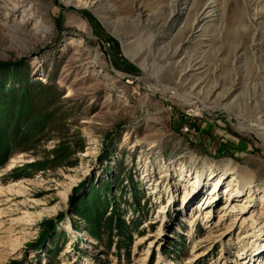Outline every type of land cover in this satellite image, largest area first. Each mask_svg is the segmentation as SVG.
<instances>
[{"label":"rangeland","instance_id":"rangeland-1","mask_svg":"<svg viewBox=\"0 0 264 264\" xmlns=\"http://www.w3.org/2000/svg\"><path fill=\"white\" fill-rule=\"evenodd\" d=\"M0 264H264V0H0Z\"/></svg>","mask_w":264,"mask_h":264},{"label":"bare ground","instance_id":"bare-ground-1","mask_svg":"<svg viewBox=\"0 0 264 264\" xmlns=\"http://www.w3.org/2000/svg\"><path fill=\"white\" fill-rule=\"evenodd\" d=\"M214 2V1H213ZM211 2V3H208L207 5H205L203 7V9L201 10V12L198 13L197 18L195 19V23L197 24V26L205 19L207 18L208 16H210V14L212 15V13L214 12V3ZM28 22H26L25 19H22L20 21H17L15 22L14 21V25L11 26H5L7 30H9V32L11 34H13L14 38H13V42L17 44L18 47L21 48V50H27L29 48V45L28 42H26L24 40V38L19 34V30H20V27H22L23 25L27 24ZM5 24V23H4ZM52 24H49V25H46V26H37L35 30H33V34L36 36V37H43L47 32L50 31V28H51ZM12 37V36H11ZM230 89H228V91L226 92V95L228 96V93L230 92L229 91ZM229 163V162H228ZM226 163L224 165L223 168H221V174H220V179H225L229 176V174L232 173V170L233 169H229L227 166ZM242 175V176H241ZM240 175V178L238 180H236L235 178L234 179H230V182L227 184V189L224 191V192H227V195L229 198L232 197L231 199V203L233 201H241L240 198H243V196H245L244 194H247L246 197L244 198V202L241 203L240 205L237 204V206H233V208L237 207L239 209V212H243L244 209L246 207H249L251 206L248 202L251 201V195L252 193L250 192L251 190V182H250V179H249V176H248V173H241ZM204 173L202 172V174L199 176V178H197L193 183L192 185L194 186L195 190H193V193H194V197H196L197 193L195 194V191L196 189H201L203 188V184H204ZM201 182H202V186H201ZM218 183H216L214 185V190L210 192V194H215V188L217 186ZM174 186H175V183H174ZM203 195V194H202ZM197 198V197H196ZM207 199L208 196H201L200 195V200L202 199ZM210 198V199H209ZM208 200H204V202H202V205H204V208L208 207L206 206V204H212L216 201L217 197H209ZM212 198V199H211ZM253 199V198H252ZM199 200V201H200ZM248 203V204H246ZM201 205V206H202ZM200 206V207H201ZM211 207V205H210ZM229 207V206H227ZM202 208V207H201ZM225 206L221 207V209H224ZM225 218H223L222 220H224Z\"/></svg>","mask_w":264,"mask_h":264}]
</instances>
